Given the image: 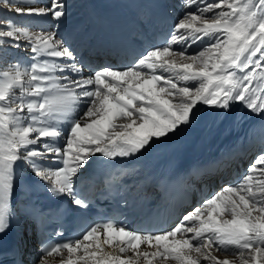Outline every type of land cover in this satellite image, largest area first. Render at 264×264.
Returning <instances> with one entry per match:
<instances>
[{"label": "snow or ice", "instance_id": "obj_1", "mask_svg": "<svg viewBox=\"0 0 264 264\" xmlns=\"http://www.w3.org/2000/svg\"><path fill=\"white\" fill-rule=\"evenodd\" d=\"M185 2L197 7L177 21L164 46L146 50L130 67H104L88 77L55 32H35L0 16V47L31 54L27 64L0 69V234L10 228L18 163L52 193L87 208L75 184L97 154L114 160L147 151L190 124L198 104L228 112L240 102L264 114V0ZM64 9L63 0L49 7L0 0V11L21 17L58 21ZM205 37L209 43L201 50L185 54ZM178 44L186 47L174 50ZM65 251L62 264H264V154L237 184L224 186L166 231L144 234L97 223L76 240L43 249L37 264Z\"/></svg>", "mask_w": 264, "mask_h": 264}, {"label": "bare ground", "instance_id": "obj_2", "mask_svg": "<svg viewBox=\"0 0 264 264\" xmlns=\"http://www.w3.org/2000/svg\"><path fill=\"white\" fill-rule=\"evenodd\" d=\"M14 2H22L25 5L30 4L35 7H49L52 0H45L44 4L41 0H14ZM178 2L179 0L176 3L178 4ZM205 2L210 3L213 0H205ZM63 3L65 15L58 21L54 20L51 16L21 17L8 11H0V16L12 19L35 32H55L57 39L63 41L65 47L69 49L70 46L72 47L76 59L78 58L87 63L86 67L77 64L81 68L80 75L83 77L92 75L90 73L96 71L97 66L101 68L125 69L132 66L146 50L156 48L154 39H151L154 35L152 28H149L148 32L150 39L135 38L133 33L137 26L136 20H140L141 15L147 13L150 4L154 3V0H63ZM200 6H203V4H200ZM171 8L174 9L173 5H169V9ZM170 14L173 30L175 29L174 25L185 13L182 9L175 8ZM206 15L211 17L212 14L208 13ZM98 42L111 46L114 55L112 57L90 59V62H87V58L90 57L89 49L94 46L98 47ZM208 43L209 40L205 37L202 41H198L192 44L191 47H187L185 54L187 55L188 51H195L197 53ZM173 47H178V50H180L184 49L186 45L178 44L177 47L175 45ZM134 53H137L136 59H133ZM84 54H86L85 58ZM30 55L25 50H18L8 46L0 47V69L7 67L9 60H13L12 63L20 62L27 64ZM57 62L63 61L58 60ZM117 63L123 64V66L119 67ZM193 111L195 116L190 124L182 126V130L176 134H170L169 137L162 138L151 145L152 148L159 149L170 147L179 142L181 143L175 152L169 151L167 156H163L156 163L158 165L168 159L181 160L183 178L189 176L190 173H196L198 168L203 165H211V160L217 146L221 151L227 152L231 149V146L228 144L229 142L237 141L235 147H240L246 140L245 137L253 136L252 131L258 133V128L264 130V126L256 122V118L264 116V114H256L240 102L233 103L228 112L202 104H198ZM195 136L196 139H194ZM210 136L214 137L215 142L209 144L210 138L208 140L209 146H207L206 140ZM263 153L264 150H262ZM218 156L221 157L222 154ZM94 157L90 159L85 168L81 169L76 179L75 187L83 186L84 188L86 186L87 179L91 174V163ZM184 158L185 161H183ZM248 162L249 158L245 161L244 173L242 175L247 172ZM153 163L154 161H151V159H144L134 168H138L144 179L149 181L151 178L149 168ZM19 164L29 169L27 164ZM52 166L55 167L56 165L53 164ZM127 229L140 232L136 225H130ZM145 247L142 245V248ZM213 254L219 258H224L225 255L222 252L215 251V249H213ZM36 258H39V256L35 255L30 264H37ZM66 258L67 252L65 251L62 255L49 257L48 260L49 264H62V260ZM228 259L235 260L231 255L228 256ZM169 264H173V262L169 261Z\"/></svg>", "mask_w": 264, "mask_h": 264}, {"label": "rangeland", "instance_id": "obj_3", "mask_svg": "<svg viewBox=\"0 0 264 264\" xmlns=\"http://www.w3.org/2000/svg\"><path fill=\"white\" fill-rule=\"evenodd\" d=\"M168 2H170V0H168ZM183 3H185V0H180V4H179V2H178V6L175 4L174 5V7H178V9H181V7L183 6ZM182 4V6H180ZM175 10V8L174 9H170V11H174ZM186 12V11H185ZM184 12V13H185ZM183 16H181V18H182ZM180 18V19H181ZM175 26V25H174ZM202 48V47H201ZM70 50L72 51V47L70 46ZM189 52V53H188ZM187 52V55L188 54H192V52H195V51H188ZM196 53V52H195ZM7 60H9V59H7ZM13 62V60H9V64H11ZM118 65H119V67H122L123 66V64H120V63H117ZM125 64V63H124ZM90 74H93V72H91ZM250 146H252L251 144H250V142H249V140H245L244 141V143L240 146V147H237V149H238V154H242V153H244L243 152V149H246V148H248V147H250ZM263 150H264V147H263ZM264 154V153H263ZM217 158H220L219 156L217 157ZM251 157H249V159H250ZM251 163H248V167H249V165H250ZM37 260H38V258H36V263H37Z\"/></svg>", "mask_w": 264, "mask_h": 264}]
</instances>
